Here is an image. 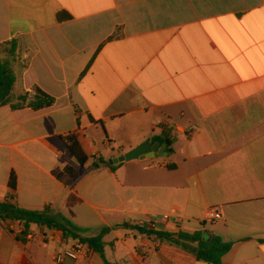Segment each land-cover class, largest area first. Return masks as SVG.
<instances>
[{"label":"crops","instance_id":"0c3cea01","mask_svg":"<svg viewBox=\"0 0 264 264\" xmlns=\"http://www.w3.org/2000/svg\"><path fill=\"white\" fill-rule=\"evenodd\" d=\"M13 41L27 56L14 97L39 88L55 104L0 108V204L61 214L84 238L111 229L103 256L88 247L62 264H207L132 228L148 216L168 218L155 230L173 238L230 243L221 264H264V0H0V45ZM166 129L172 155L95 167ZM74 133L94 156L85 166L67 149ZM76 242L0 220V264H57Z\"/></svg>","mask_w":264,"mask_h":264},{"label":"trees","instance_id":"16d2710c","mask_svg":"<svg viewBox=\"0 0 264 264\" xmlns=\"http://www.w3.org/2000/svg\"><path fill=\"white\" fill-rule=\"evenodd\" d=\"M117 36L111 37L109 40L116 39ZM3 46L11 47V57L13 61H17L20 56L17 50V42H9L0 45V49ZM12 68H11V67ZM15 62L8 63L0 59V108L4 106H11L13 110L32 109L34 111H40L52 107L55 104V98L46 94L39 88H35L32 93L26 92L18 98L13 95L16 75L14 72ZM83 136L81 133H74L68 136L66 140L67 149L69 153L77 160L80 166H85L89 161L94 159L91 151L88 147L82 143ZM159 142L167 143L169 147V154L172 155L174 150L172 148L174 144V136L171 131L166 129L163 133V138H158ZM95 167L100 168L101 165H107L112 170H115L117 166H110L108 161L100 158L98 162H95ZM72 176L75 175L73 168H67L66 171ZM9 186L11 189L16 190L17 179L14 174L11 175ZM0 220L1 221H21L26 225L35 224L40 227H47L48 229H58L63 232L66 239L77 240L88 247L93 248L101 256L104 254L103 238L111 231V229H104L102 232L94 238H84L81 234L84 230L74 226L63 215H54L50 210L44 211H29L21 209L10 203L0 204ZM130 227L129 225L116 226ZM133 229L138 230L143 235L155 236L161 240L172 242L183 249L193 253L198 261L207 264H221L223 257L231 250L232 245L225 243L221 238L216 236H210L202 233H197L193 236L180 234L178 238L159 232L156 230H146L140 226H132ZM197 244V246H195Z\"/></svg>","mask_w":264,"mask_h":264},{"label":"built area","instance_id":"2783aa9c","mask_svg":"<svg viewBox=\"0 0 264 264\" xmlns=\"http://www.w3.org/2000/svg\"><path fill=\"white\" fill-rule=\"evenodd\" d=\"M198 130V127L193 125L190 126L185 130V133L188 136H193ZM168 218H154V217H146L144 220H142L140 227L145 228L146 230H155L157 227L160 226V224L164 221H166ZM210 222H215L222 219V215L219 212L216 211H209L207 213V218ZM34 235L31 234L30 238H33ZM88 256V246L76 242L69 250L60 253L56 256V262L57 264H62L65 259H69L72 261H77L81 259H85Z\"/></svg>","mask_w":264,"mask_h":264},{"label":"water","instance_id":"95a60500","mask_svg":"<svg viewBox=\"0 0 264 264\" xmlns=\"http://www.w3.org/2000/svg\"><path fill=\"white\" fill-rule=\"evenodd\" d=\"M168 144H161L159 142H144L135 149L127 152L126 154L114 158L109 161L110 166H117L125 162H131L135 160L146 159H158L167 157L169 152L167 151Z\"/></svg>","mask_w":264,"mask_h":264},{"label":"rangeland","instance_id":"374dc122","mask_svg":"<svg viewBox=\"0 0 264 264\" xmlns=\"http://www.w3.org/2000/svg\"><path fill=\"white\" fill-rule=\"evenodd\" d=\"M10 51H11V47H9V46H3L1 49H0V59L2 60V61H4L5 63L6 62H8V63H14L15 62V64L17 63V61L19 60H17V61H13V58L11 57V54H10ZM26 57L27 56H22V57H20V58H22V60L20 59V62L21 61H24V62H26ZM22 63V62H21ZM23 64V63H22ZM11 67V66H10ZM12 68V67H11ZM103 155H104V157L106 158V159H108L109 158V155H111V152H109V153H105V152H101ZM110 161V160H109Z\"/></svg>","mask_w":264,"mask_h":264}]
</instances>
